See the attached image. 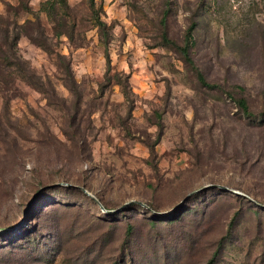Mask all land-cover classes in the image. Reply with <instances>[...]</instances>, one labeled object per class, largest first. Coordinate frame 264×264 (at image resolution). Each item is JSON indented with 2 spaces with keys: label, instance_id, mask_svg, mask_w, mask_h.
Returning <instances> with one entry per match:
<instances>
[{
  "label": "rangeland",
  "instance_id": "1",
  "mask_svg": "<svg viewBox=\"0 0 264 264\" xmlns=\"http://www.w3.org/2000/svg\"><path fill=\"white\" fill-rule=\"evenodd\" d=\"M46 1L0 0V49L18 36L11 51L56 94L15 75L0 95V264H207L220 241L214 264H264V0H94L127 99L85 0L56 23ZM193 22L190 55L223 90L162 45Z\"/></svg>",
  "mask_w": 264,
  "mask_h": 264
},
{
  "label": "trees",
  "instance_id": "2",
  "mask_svg": "<svg viewBox=\"0 0 264 264\" xmlns=\"http://www.w3.org/2000/svg\"><path fill=\"white\" fill-rule=\"evenodd\" d=\"M85 2L87 4V8L90 13L91 20L93 21L95 27L98 30L100 41L103 43L104 48H105V60H106V66H107L106 82L119 86V88L121 89L122 95L124 96L125 99H127L129 95H131V90L129 87V77L120 75V74L109 75L110 58L107 53L108 29L109 28L106 25V23L100 19L99 10L95 6V1L85 0ZM63 9H65V11L68 9L66 0H47L43 8L44 12L46 13L48 17L51 18L53 23L63 21L62 16L57 20L59 12ZM160 23L164 29L165 28L164 18L161 20ZM195 27H196V24L194 22L188 26L185 32L184 38L182 40V43L180 44H177L173 42L172 40H170L167 33L163 31L161 34L162 45L166 48L173 49L180 55L182 62L184 63L186 68L193 74V76L195 77V80L198 82V84L201 87L205 89H209V90H223L220 84L210 83L206 79L205 75L198 68V66L196 65V63L194 62V60L192 59L190 55L191 47L194 45L193 32L195 30ZM54 34L56 37L67 35V37L70 40H72L71 34H68V32L60 31L58 26L54 28ZM17 39H18V36H15L12 39L13 41L12 45H9L8 43L6 44V48L10 51L9 53L0 49V95H1V99H3L2 101L6 103L8 100V97L16 96L13 91L15 75L19 76L24 83H26L28 86H30L31 88L39 92L48 102L52 101L54 98H56V94L51 87L50 81L48 79L44 80L40 76H37L36 73H34V71L32 72L30 70H26L25 68H23L20 61H18V59L15 57V53L11 51L15 47L16 45L15 41ZM29 39L36 44L38 43L37 40L34 39L33 37H30ZM37 45L45 49V51H50L49 48L43 47L39 44ZM57 62H58L59 69L61 70V73H62V77H63L62 82L64 86L72 94V90H74L75 83L72 79V73H71L70 66L66 64V62H64V60L60 56H58ZM235 88H237L239 91H242V88L239 86H236ZM226 94L233 101L235 106L241 111L243 115L245 116L251 115L245 98L233 97L232 94L229 92ZM54 185L56 184L46 186V188L43 189L42 191L44 192L48 189H55V188L60 187L59 185H56V186ZM0 233L5 234L7 232H0ZM130 234H131V227L128 226L126 229V237H127L126 240L129 239ZM222 248H223V241H220L217 245L216 251L213 254V257L208 261L207 264L215 263V258L219 255Z\"/></svg>",
  "mask_w": 264,
  "mask_h": 264
},
{
  "label": "water",
  "instance_id": "3",
  "mask_svg": "<svg viewBox=\"0 0 264 264\" xmlns=\"http://www.w3.org/2000/svg\"><path fill=\"white\" fill-rule=\"evenodd\" d=\"M57 185V184H56ZM56 185H54V186H56ZM46 188V187H45ZM45 188H42V190L43 189H45ZM84 191V190H83ZM85 192V191H84ZM86 194H88L87 192H86ZM88 196H90L92 199H94L95 200V198H93L91 195H89L88 194ZM141 206H143V204H140ZM9 230L8 229H4V230H0V232H8Z\"/></svg>",
  "mask_w": 264,
  "mask_h": 264
}]
</instances>
